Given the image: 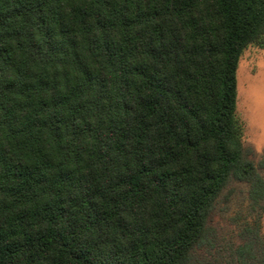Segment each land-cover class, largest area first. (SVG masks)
<instances>
[{
	"label": "trees",
	"instance_id": "16d2710c",
	"mask_svg": "<svg viewBox=\"0 0 264 264\" xmlns=\"http://www.w3.org/2000/svg\"><path fill=\"white\" fill-rule=\"evenodd\" d=\"M249 45L264 0H0V264H264Z\"/></svg>",
	"mask_w": 264,
	"mask_h": 264
},
{
	"label": "rangeland",
	"instance_id": "374dc122",
	"mask_svg": "<svg viewBox=\"0 0 264 264\" xmlns=\"http://www.w3.org/2000/svg\"><path fill=\"white\" fill-rule=\"evenodd\" d=\"M236 117L242 140L253 147L255 157L264 156V47L249 45L242 52L236 70ZM264 239V214L262 216Z\"/></svg>",
	"mask_w": 264,
	"mask_h": 264
}]
</instances>
